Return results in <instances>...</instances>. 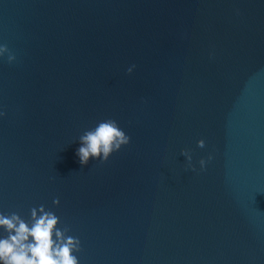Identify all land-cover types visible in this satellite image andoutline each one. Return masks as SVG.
<instances>
[{
    "label": "water",
    "instance_id": "95a60500",
    "mask_svg": "<svg viewBox=\"0 0 264 264\" xmlns=\"http://www.w3.org/2000/svg\"><path fill=\"white\" fill-rule=\"evenodd\" d=\"M0 44V211L80 264H264V0H0ZM106 119L131 142L82 165Z\"/></svg>",
    "mask_w": 264,
    "mask_h": 264
},
{
    "label": "clouds",
    "instance_id": "9594fccd",
    "mask_svg": "<svg viewBox=\"0 0 264 264\" xmlns=\"http://www.w3.org/2000/svg\"><path fill=\"white\" fill-rule=\"evenodd\" d=\"M6 54L9 62L15 61L16 56L8 46L0 44V58ZM134 68L135 65H132L127 71L131 73ZM4 114L0 111V117ZM130 142L131 137L117 121L101 120L79 136L76 155L82 165L88 164L90 159L106 161L112 153ZM197 143L204 147L206 142L200 139ZM181 154L195 169L192 152L185 148ZM212 159L213 153L206 158L201 157L200 168L205 169ZM54 203L58 206L59 198ZM60 223V217L44 205L32 207L29 219L17 212L0 211V264H80L76 253L81 251V240L69 235L68 227H59Z\"/></svg>",
    "mask_w": 264,
    "mask_h": 264
}]
</instances>
